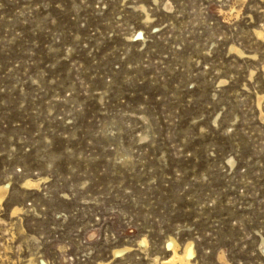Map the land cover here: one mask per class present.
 Segmentation results:
<instances>
[{
	"label": "rangeland",
	"instance_id": "obj_1",
	"mask_svg": "<svg viewBox=\"0 0 264 264\" xmlns=\"http://www.w3.org/2000/svg\"><path fill=\"white\" fill-rule=\"evenodd\" d=\"M263 25L264 0H0V264L170 238L264 264Z\"/></svg>",
	"mask_w": 264,
	"mask_h": 264
},
{
	"label": "bare ground",
	"instance_id": "obj_2",
	"mask_svg": "<svg viewBox=\"0 0 264 264\" xmlns=\"http://www.w3.org/2000/svg\"><path fill=\"white\" fill-rule=\"evenodd\" d=\"M142 5V4H141ZM140 5V6H141ZM139 6V5H138ZM137 6V7H138ZM142 10L145 11L146 13V19L149 21L152 17H150L145 5H142L141 6ZM140 9V8H139ZM143 12V11H142ZM144 13V12H143ZM145 15V14H144ZM152 20V19H151ZM262 30H256V33L261 36V37H264V25H263V28H261ZM145 34V33H144ZM144 34H143V31L142 30H138L137 32H135V35H138V37L140 38H144ZM146 37V36H145ZM232 49H236L235 45L232 47ZM236 52V51H235ZM238 53V52H237ZM241 53V52H240ZM223 81V80H222ZM234 160L232 159L231 162H233ZM25 184L29 187H32V186H38L39 183L37 181H33L31 179L27 180L25 182ZM8 186V185H7ZM7 186L4 184L0 185V204H2V201L6 195V192H7ZM17 209L15 208L14 209V212L16 211ZM13 212V213H14ZM178 243L177 241L175 240V238H170V242L168 244V246L170 247V250L172 251L171 252V256L168 257V258H165L164 260H159L158 258H155L154 261L151 263V264H193L192 260H191V257H190V252H189V245L187 244V246H185L184 249H181L179 250L178 248ZM192 248V247H190ZM193 251V250H192ZM116 253V252H115ZM100 264H104V263H100Z\"/></svg>",
	"mask_w": 264,
	"mask_h": 264
}]
</instances>
